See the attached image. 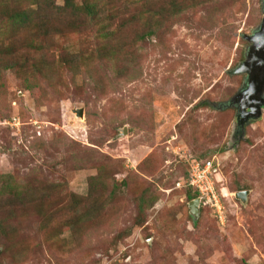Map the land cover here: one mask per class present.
Segmentation results:
<instances>
[{
    "label": "rangeland",
    "instance_id": "1",
    "mask_svg": "<svg viewBox=\"0 0 264 264\" xmlns=\"http://www.w3.org/2000/svg\"><path fill=\"white\" fill-rule=\"evenodd\" d=\"M98 1L112 17L110 45L121 44L130 65L98 61L45 80L22 62L29 83L39 84L32 89L25 72L0 69V186L11 176L27 191L20 201L0 199L10 232L0 236V264H264V108L241 134L234 101L245 84L234 72L250 46L243 36L258 29L263 1ZM95 29L53 36L45 56L95 48ZM191 155L217 165L223 220L202 204L198 218L190 213ZM100 177L98 191L116 185L117 195L96 201L76 236L73 226H53L57 217L42 228L45 211L65 213ZM238 191H248L246 203Z\"/></svg>",
    "mask_w": 264,
    "mask_h": 264
},
{
    "label": "trees",
    "instance_id": "2",
    "mask_svg": "<svg viewBox=\"0 0 264 264\" xmlns=\"http://www.w3.org/2000/svg\"><path fill=\"white\" fill-rule=\"evenodd\" d=\"M99 1H76V0H64L62 6H57L54 0H13L4 1L3 5H0V69L12 70L14 72L23 71L25 77V86L27 89L39 86L38 83L28 80L24 64L22 62L31 63L32 74L41 76L45 80H50V75L58 73L62 75L63 69L76 73V70L81 66L88 67L91 64L98 63V61H104L113 66L131 64L128 51L121 45H115L112 47L110 43H114L117 38L115 37V30L111 22L112 17L103 15L100 10ZM170 9L181 12L182 4L179 1H173L170 4ZM149 11V7L147 12ZM165 7L159 9L156 12L157 15L163 17ZM67 15V22L62 25L55 24L54 20L60 21L62 15ZM177 14V13H176ZM156 15H154L155 17ZM69 19V20H68ZM54 23V24H53ZM58 23V22H57ZM52 28H48V26ZM95 26V38L96 47L86 49L83 52H77V54H70V48L65 49L64 54H60L59 57L55 54L52 58L45 56V49L52 47L53 36H64L71 31H80L87 26ZM158 25V24H156ZM156 28H151L145 33L147 37H153L157 34ZM23 30V31H21ZM24 32V33H22ZM146 35L139 36V40H144ZM116 43V41H115ZM46 49V50H47ZM62 49V48H61ZM124 68L119 69L118 73H123ZM117 72V71H116ZM93 79V77H91ZM97 89L100 87L98 84H93ZM200 161H207L210 158L196 157ZM215 167H217L215 163ZM5 177V176H4ZM190 171L188 169L185 176V185L188 188L186 196L188 200H192L199 197L197 191L192 187L187 186L189 182ZM128 179L121 182V186L128 185ZM105 183L102 178H92V186L90 189V195L88 198L77 197L74 200V204L63 214L52 215L50 211H45L42 215V228L45 229L50 223L51 219L57 217V223L53 226L57 227H70L73 226V234H76L80 230V224L88 222L94 217V212H97L100 205H107L112 198L117 195L118 188L114 185V189L103 194L98 189L103 188L98 185ZM236 190H240L243 187L238 185ZM218 192L220 190L217 188ZM27 192L23 185L16 181L13 177H5L3 185L0 186V199L4 197L11 198V200L20 201L23 198L24 193ZM147 191H143L140 195L139 210L144 209V200ZM106 198V199H105ZM157 199L152 197V201ZM96 201L100 202V205H96ZM202 208H211L202 205ZM72 212L71 216L68 213ZM7 226V227H6ZM83 226V225H82ZM83 228H85L83 226ZM9 228L5 224L4 219L0 218V236L8 235ZM59 232H56L58 234Z\"/></svg>",
    "mask_w": 264,
    "mask_h": 264
},
{
    "label": "water",
    "instance_id": "3",
    "mask_svg": "<svg viewBox=\"0 0 264 264\" xmlns=\"http://www.w3.org/2000/svg\"><path fill=\"white\" fill-rule=\"evenodd\" d=\"M263 17L257 30L251 35H244L250 46L246 59L234 71L237 74H245L243 89L234 98L238 102L237 126L238 132L243 133L244 125L251 119L261 116L264 108V0H262ZM77 116L83 117L82 109L75 111ZM248 191L236 192L235 198L242 203L247 201ZM201 198L192 199L189 202L190 213L198 218L200 214Z\"/></svg>",
    "mask_w": 264,
    "mask_h": 264
},
{
    "label": "built area",
    "instance_id": "4",
    "mask_svg": "<svg viewBox=\"0 0 264 264\" xmlns=\"http://www.w3.org/2000/svg\"><path fill=\"white\" fill-rule=\"evenodd\" d=\"M190 177L187 186L192 187L198 192L201 198V204L212 208L218 215L220 220H223V207L221 195L216 188V175L218 168L212 159L205 162L198 160L194 156L189 159Z\"/></svg>",
    "mask_w": 264,
    "mask_h": 264
}]
</instances>
